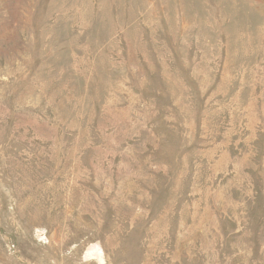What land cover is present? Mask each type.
Here are the masks:
<instances>
[{
	"label": "rangeland",
	"instance_id": "obj_1",
	"mask_svg": "<svg viewBox=\"0 0 264 264\" xmlns=\"http://www.w3.org/2000/svg\"><path fill=\"white\" fill-rule=\"evenodd\" d=\"M0 264H264V0H0Z\"/></svg>",
	"mask_w": 264,
	"mask_h": 264
}]
</instances>
